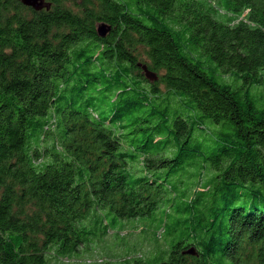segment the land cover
Masks as SVG:
<instances>
[{"label": "trees", "instance_id": "obj_1", "mask_svg": "<svg viewBox=\"0 0 264 264\" xmlns=\"http://www.w3.org/2000/svg\"><path fill=\"white\" fill-rule=\"evenodd\" d=\"M46 1L0 0V264H264V0Z\"/></svg>", "mask_w": 264, "mask_h": 264}, {"label": "rangeland", "instance_id": "obj_2", "mask_svg": "<svg viewBox=\"0 0 264 264\" xmlns=\"http://www.w3.org/2000/svg\"><path fill=\"white\" fill-rule=\"evenodd\" d=\"M139 227H129L126 229V231H124L123 233H121L120 237H126V240L121 241L117 234L112 231L110 232L109 237H107L105 239V242L101 245V247H98L97 249H95L96 251H94L93 256H86L87 260L83 261L81 260L80 263H85L87 262V264H96L97 262H100V260L103 258L104 255H106L107 253H112L115 252L114 256H112L111 258L115 257V255L122 250V245L124 243H126L124 245V247H126V245L128 246H132L134 245V243L139 239V234H140V227L142 225H138ZM140 253H147L149 251H151L152 247L148 242H144L142 247H140ZM117 252V253H116ZM77 263V262H75Z\"/></svg>", "mask_w": 264, "mask_h": 264}, {"label": "water", "instance_id": "obj_3", "mask_svg": "<svg viewBox=\"0 0 264 264\" xmlns=\"http://www.w3.org/2000/svg\"><path fill=\"white\" fill-rule=\"evenodd\" d=\"M22 2L26 6L31 7L35 9L36 11H41L43 9H47V10L51 9V4L47 2L46 0H22ZM110 29L111 27L104 23H100L97 25V31H98L99 36L101 37L107 36L108 33L110 32ZM140 67L145 71V75L150 81L158 80V76L155 73L149 71L145 65L143 66L140 65Z\"/></svg>", "mask_w": 264, "mask_h": 264}]
</instances>
